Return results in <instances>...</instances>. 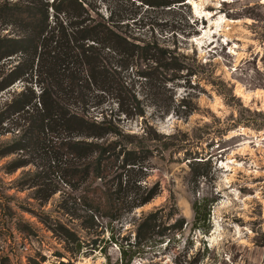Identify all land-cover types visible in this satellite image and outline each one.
Listing matches in <instances>:
<instances>
[{"label":"rangeland","instance_id":"rangeland-1","mask_svg":"<svg viewBox=\"0 0 264 264\" xmlns=\"http://www.w3.org/2000/svg\"><path fill=\"white\" fill-rule=\"evenodd\" d=\"M88 2L105 17L112 11L128 18L132 37L156 42L183 67L158 70L163 75L153 82L137 76L153 66L148 61L122 71L143 116L118 114L111 99L93 112L112 113L123 149L135 154L122 188L129 180L136 189L125 199L154 196L115 220L104 211L91 219L80 210L74 219L60 209L74 191L61 185L43 204L33 189L19 185L32 179L35 165L8 173L17 157L1 158L0 264H121L120 247L128 250L142 216L157 210L158 235L143 241L135 255L129 252L130 264H264V0H189L170 7L141 0ZM8 31L0 27V34ZM16 59L4 61L6 68ZM26 85L18 81L0 92V106ZM10 125L0 143L13 139ZM110 179L107 187L118 190V180ZM196 202L204 219L198 228ZM42 213L59 218L83 242L76 258L66 252L71 245L39 221Z\"/></svg>","mask_w":264,"mask_h":264},{"label":"trees","instance_id":"trees-1","mask_svg":"<svg viewBox=\"0 0 264 264\" xmlns=\"http://www.w3.org/2000/svg\"><path fill=\"white\" fill-rule=\"evenodd\" d=\"M185 1L141 0L151 7L184 6ZM126 21L112 11L105 17L88 0H0V27L9 30L0 34V92L18 81L27 84L0 106V136L10 132L7 123L13 132L12 140L0 143V159L17 157L8 173L35 165L32 179L19 185L33 189L35 199L43 204L61 185L74 191L60 203L64 215L74 219L80 218L76 214L80 210L91 219L96 211H104L115 220L125 208L140 207L154 196L149 192L125 199L128 191L136 189L129 180L122 188L123 173L133 172L136 166L131 158L135 154L123 149L125 138L112 121V113L93 112L111 99L118 114L143 116L140 101L123 81L122 71L148 61L153 66L137 76L153 82L160 81L162 71L174 73L183 67L156 42L132 37ZM12 57L16 63L6 68L4 61ZM108 177L118 180V190L107 187ZM192 208L198 228L204 221L201 202ZM159 211L142 216L136 242L128 250L120 247L121 264H130L129 252L135 255L143 241L158 235ZM38 218L54 236L71 245L66 252L76 258L83 247L76 234L59 218L46 213Z\"/></svg>","mask_w":264,"mask_h":264},{"label":"bare ground","instance_id":"bare-ground-1","mask_svg":"<svg viewBox=\"0 0 264 264\" xmlns=\"http://www.w3.org/2000/svg\"><path fill=\"white\" fill-rule=\"evenodd\" d=\"M236 91H237V93H238L239 95H241L244 99H248V98H249V96H248V95H245L240 89H237ZM263 97H264V94H263ZM214 233H215V232H214Z\"/></svg>","mask_w":264,"mask_h":264},{"label":"water","instance_id":"water-1","mask_svg":"<svg viewBox=\"0 0 264 264\" xmlns=\"http://www.w3.org/2000/svg\"><path fill=\"white\" fill-rule=\"evenodd\" d=\"M185 4H190L189 0H186V1H185Z\"/></svg>","mask_w":264,"mask_h":264}]
</instances>
